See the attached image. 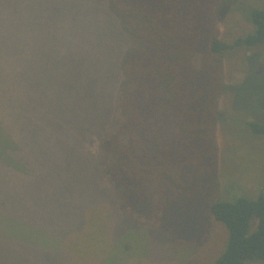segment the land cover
Returning a JSON list of instances; mask_svg holds the SVG:
<instances>
[{
	"label": "trees",
	"instance_id": "obj_1",
	"mask_svg": "<svg viewBox=\"0 0 264 264\" xmlns=\"http://www.w3.org/2000/svg\"><path fill=\"white\" fill-rule=\"evenodd\" d=\"M97 1L118 21L128 46L116 69L111 63L108 72L75 77L74 82L65 83L67 89L58 101L67 125L80 122L82 133L75 137L80 140L76 147L89 154L84 162L97 168L95 173L109 189L108 207L101 212L112 221L103 233L113 263L101 254L85 264H127L129 258L125 261L117 250L120 243L129 249L124 242L128 230L115 237L119 217L147 226L165 236L170 245L181 247L171 245L169 252L170 245H161L166 252L162 258L187 252L179 264L196 259V245L210 242L221 224L228 231V241L212 264H264V189L251 199L241 192L238 181L223 177V153L217 141L218 120L229 121L219 110L225 86L223 53L264 49V9L249 11L253 33L228 44L219 40L218 30V12L225 0ZM110 84L115 89L112 114ZM230 87L234 89V85ZM58 90L54 87V92ZM41 103L45 105V99ZM245 125L252 134L264 136L263 123ZM13 127L11 116L0 115V164L9 173L16 172V180L21 181L34 171L29 169L31 158L33 169L40 166L39 152L31 144L44 152L45 139L41 144L31 139L29 155L18 143ZM94 133L101 135L96 152L84 147ZM222 186L229 197L222 196ZM235 193L243 196L226 200ZM11 228L0 240L12 251L14 245L30 242L39 252L33 254L36 264L41 256L45 259V249L47 255L55 254L49 258H54L53 263L80 264L75 253L64 247L73 232L65 233L60 243L58 238L50 241L44 226L32 225L21 215Z\"/></svg>",
	"mask_w": 264,
	"mask_h": 264
},
{
	"label": "rangeland",
	"instance_id": "obj_2",
	"mask_svg": "<svg viewBox=\"0 0 264 264\" xmlns=\"http://www.w3.org/2000/svg\"><path fill=\"white\" fill-rule=\"evenodd\" d=\"M255 7L264 9V0H225L218 12L219 40L231 44L253 33L249 11ZM127 46L118 21L97 0H0V115L11 116L13 134L29 155L30 140L41 144L45 139L44 152L41 146L34 148L31 144L41 160L40 166L33 169L31 158L29 169L34 171L25 180L17 181L16 172L9 173L0 164V238L12 230V222L21 215L28 217L32 225L44 226L45 238L50 241L58 238L60 243L65 233L73 232L64 247L75 253L80 264L96 261L101 254L112 262L111 246L103 233L112 221L101 212L108 207L109 189L95 173L97 168L84 162L90 159L89 154L76 147L80 140L75 137L82 133L80 122L67 125L58 101L67 89L65 83L74 82L75 77L98 74L111 63L116 69ZM253 49L256 47L223 53L225 86L219 110L229 121L219 119L217 126L223 177L225 174L238 181L241 192L251 199L258 198L264 189V136L252 134L245 125L252 121L264 124V49ZM54 87L59 88L57 93ZM114 90L110 84L111 114ZM94 134L84 142L92 152H96L101 137L100 133ZM221 191L222 196L229 197L223 186ZM243 194L235 193L226 200ZM118 227L115 237L128 230L124 242L129 249L125 250L122 243L117 248L125 261L129 258L127 264H179L187 255L181 251L162 258L166 252L161 245L165 242L168 248V239L127 217H119L114 232ZM210 240L196 245L197 258L187 263L212 264L223 253L228 241L224 225L218 226ZM34 253L39 252L31 248L30 242L14 245L12 251L4 239L0 240V264H36ZM52 255H47L45 249V259L41 256L38 264H57L52 262L54 258L49 259Z\"/></svg>",
	"mask_w": 264,
	"mask_h": 264
}]
</instances>
